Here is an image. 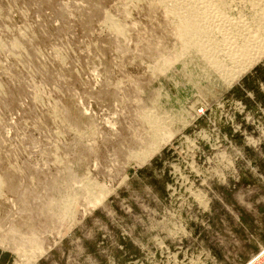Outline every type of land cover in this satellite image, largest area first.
I'll use <instances>...</instances> for the list:
<instances>
[{
    "label": "rangeland",
    "instance_id": "1",
    "mask_svg": "<svg viewBox=\"0 0 264 264\" xmlns=\"http://www.w3.org/2000/svg\"><path fill=\"white\" fill-rule=\"evenodd\" d=\"M168 10L0 0L4 263L246 264L264 248V54L225 82L182 52ZM153 108L177 132L143 160Z\"/></svg>",
    "mask_w": 264,
    "mask_h": 264
},
{
    "label": "bare ground",
    "instance_id": "2",
    "mask_svg": "<svg viewBox=\"0 0 264 264\" xmlns=\"http://www.w3.org/2000/svg\"><path fill=\"white\" fill-rule=\"evenodd\" d=\"M160 1L169 6L168 11H170V13H172L177 18L176 26L181 39L183 40V44L185 45L184 49H181L182 52L187 53L189 50L196 51L201 54L208 64H211L212 68H214L216 72L218 71L220 73V77L221 79L223 78L224 81L228 75V77L235 79L233 78L235 74H238L240 71L246 69V67H248L247 65L251 61L253 63L255 58L257 60L259 57L261 58V56H263L264 0H246V2L248 1V3L250 2L249 4H252L250 6H252V10H254V14L252 15L255 21L253 20L254 23L252 24L249 22L250 20L247 21L250 23L249 25L245 21L246 19L241 15L239 17H231L227 14V0H203L201 3H199L197 0ZM110 24L113 28L112 30L121 33L122 28L117 24L116 21L111 20ZM212 38H214L213 42L214 40L216 42V45L214 46H210L209 43L210 41L212 42ZM183 53L181 54L182 56ZM181 55L179 53L175 56L172 55L173 57H170V59L166 61V64L169 66L172 64L173 66L174 62L177 63L176 61L181 59ZM184 56L182 58H184ZM238 68L240 70H238ZM161 69L164 72L163 69L168 68L164 66ZM230 79L231 78H229V80ZM154 108L153 110L150 109L151 111H147L148 113L143 115L144 121L151 126L152 140L157 142L159 140H165L167 135L171 137L173 134L174 136V134H176L175 132H177V129L172 127L174 126L173 124H175V118H177L175 113L173 114L171 110L169 114L167 112L160 114ZM163 134L167 135L162 138ZM156 142L153 144L154 146L150 148V150L144 152L142 155L143 160H147L148 158L146 156L149 154V152L157 148L156 145L158 142ZM93 188L94 187H90V190L92 191ZM98 200H100V198ZM27 240H29L28 237L25 239V242ZM43 252L44 251L42 250L41 252H38V254H42ZM33 257L38 258V256H34L32 254V258Z\"/></svg>",
    "mask_w": 264,
    "mask_h": 264
},
{
    "label": "built area",
    "instance_id": "3",
    "mask_svg": "<svg viewBox=\"0 0 264 264\" xmlns=\"http://www.w3.org/2000/svg\"><path fill=\"white\" fill-rule=\"evenodd\" d=\"M264 264V248L259 251L248 263L246 264Z\"/></svg>",
    "mask_w": 264,
    "mask_h": 264
},
{
    "label": "crops",
    "instance_id": "4",
    "mask_svg": "<svg viewBox=\"0 0 264 264\" xmlns=\"http://www.w3.org/2000/svg\"><path fill=\"white\" fill-rule=\"evenodd\" d=\"M3 258H2V256L0 255V264H6V263H4V261L2 260Z\"/></svg>",
    "mask_w": 264,
    "mask_h": 264
}]
</instances>
